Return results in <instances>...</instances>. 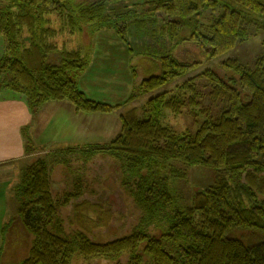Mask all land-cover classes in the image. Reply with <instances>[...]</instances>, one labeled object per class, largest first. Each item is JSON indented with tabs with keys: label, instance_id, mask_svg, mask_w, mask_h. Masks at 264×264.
<instances>
[{
	"label": "trees",
	"instance_id": "trees-1",
	"mask_svg": "<svg viewBox=\"0 0 264 264\" xmlns=\"http://www.w3.org/2000/svg\"><path fill=\"white\" fill-rule=\"evenodd\" d=\"M121 1H95L78 11L71 0L0 3V36L6 44L0 51V92L24 99L32 111L50 101H67L78 112L100 114L137 97L132 94L119 105L89 98L72 77L88 61L80 50L59 52L50 42L57 35L46 17L50 14L76 30L80 20L114 29L128 45L132 19L141 27L160 23L171 47L195 42L208 59L235 48L247 26L257 23L230 1L264 17V0H147L143 13L128 9L111 18L108 6ZM209 11L213 17L206 23ZM158 63L160 72L139 79L137 86L146 95L160 92L140 106H127L120 114L121 131L111 142L57 149L24 172L16 189L21 202L16 218L34 239L24 259L2 263L0 256V264H72L74 257L115 261L126 255V264H264V54L252 67L229 58L220 69L194 77L190 73L199 62L165 54ZM200 80L205 81L203 89ZM188 109H198L206 118L194 134H179L167 117ZM63 154H81L84 166L70 169L69 161L52 160ZM102 158L117 166L113 182L132 198L139 219L129 234L97 242L84 230L70 231L59 212L87 192L95 193L86 168ZM193 165L212 168L215 183L196 191L192 206L181 207L170 178L185 179ZM57 166L68 172L62 179L69 186L64 195L52 190L51 173ZM12 224L4 227V241Z\"/></svg>",
	"mask_w": 264,
	"mask_h": 264
},
{
	"label": "rangeland",
	"instance_id": "rangeland-1",
	"mask_svg": "<svg viewBox=\"0 0 264 264\" xmlns=\"http://www.w3.org/2000/svg\"><path fill=\"white\" fill-rule=\"evenodd\" d=\"M95 1L100 0H71V3L74 10L78 11L81 6ZM132 1L123 0L119 3L110 4L108 11L113 15L111 18H114L117 13H126L128 9H135V13L138 15L145 11L147 0H135L137 4H140L137 6H133L132 3L135 1ZM6 2L7 0H0V3ZM127 5H129L128 8H125ZM230 6L247 11L244 16L250 20L256 19L257 23L247 26L245 37L235 48L213 59H208L202 47L195 42H181L171 47V41L162 33L160 23L155 27L150 25L141 27L132 19L129 26L130 44L128 45L123 42L114 29L94 27L92 23L80 20L76 30L72 28V25H69L68 21L57 14H50L46 17L50 20L51 28L56 30L57 33L56 37L50 42L58 46L59 52L63 50H80L88 61L86 68L83 71L74 73L72 77L89 98L119 105L128 101L132 94L137 95L130 105L125 104L123 107L118 108L116 113H113V117H117L126 111L127 106L130 108L140 106L145 99L160 92V90H157L146 95L137 86V81L158 74L160 72L158 60L165 54H172L181 62H199L200 64L191 71L190 77H194L208 69H218L221 62L229 58L238 59L243 64L251 67L254 66L258 57L264 54V27L261 26L264 17L256 16L232 1H230ZM221 10L223 11V9ZM135 13L129 12L128 14L135 15ZM212 17L213 13L209 11L204 21L210 23ZM5 45V41L0 36L1 52ZM180 83L181 81H178L176 84ZM198 84L200 89H203L205 81L200 80ZM170 88L172 87H168L167 90ZM3 93L4 96L13 97L10 91H3ZM204 105H209V103L204 102ZM212 110V114H217V107H213ZM185 111L177 115L169 114L166 122L179 134H194L199 128L200 122H203L206 117L198 109ZM72 124H74L73 119ZM98 124L103 125V122H98ZM80 128L82 131H86L83 137H87L77 139L81 141V147L108 143L112 139V137L100 138L93 136L87 132L88 128L94 129L90 125L81 124ZM49 151L51 152L52 149L50 148ZM97 157H100V155ZM82 158L81 154H63L60 157H53L52 160L69 161L70 169H75L84 166ZM174 165L182 167L180 162H174ZM58 167H54L55 170L51 173L53 177L51 179H54L57 184L64 183L68 189V184L62 180L63 177L67 176V169L63 167L57 169ZM116 169L115 163L106 158L97 159L92 164L87 165L86 171L89 170L88 175L94 180L92 188L96 190L95 193L87 192L82 200H77L68 207L61 208L62 210L60 209L59 212L65 218L66 227L70 231L84 230L91 238L100 242L129 234L138 223L139 210L132 198L113 182L116 181L115 175L118 172ZM214 183L215 171L212 168L200 165L190 166L185 179L170 178L171 189L177 196V202L181 207L192 206L196 191ZM57 187L60 188L61 186L58 185ZM87 188L88 186L85 188L86 191H88ZM4 204L0 201V240L4 236V228L3 231L1 229L4 221L12 219V222L17 214L16 206L13 203L7 206L8 210L2 209ZM163 221L166 223L167 219L164 218ZM11 222L9 224H12ZM20 222L16 218L12 227L7 228V240L3 242L0 249L2 263L18 262L28 254L34 236H31L21 226ZM151 230L154 233L157 232L155 228H151ZM235 232V235L239 233L238 231ZM127 261V255L115 261L96 259L86 262L80 257H74L72 264H126Z\"/></svg>",
	"mask_w": 264,
	"mask_h": 264
},
{
	"label": "crops",
	"instance_id": "crops-1",
	"mask_svg": "<svg viewBox=\"0 0 264 264\" xmlns=\"http://www.w3.org/2000/svg\"><path fill=\"white\" fill-rule=\"evenodd\" d=\"M114 112L109 114L78 112L67 101H50L32 111L24 99L7 97L3 91L0 92V201L5 203L2 209L8 210L7 206L13 203L16 206L15 217L19 215L21 202L16 189L22 182L24 172L36 159L47 158L57 149L81 147V141L77 139L83 137L86 132L81 130V124L94 128L87 129L93 136L113 139L118 135L121 131L120 114L113 117ZM98 122H103V125ZM106 122L108 124H104ZM51 180L53 194L64 195L67 192L64 183L57 184L54 179ZM58 185L61 187L58 188ZM11 220L4 221L2 231ZM3 242L2 236L0 249Z\"/></svg>",
	"mask_w": 264,
	"mask_h": 264
}]
</instances>
